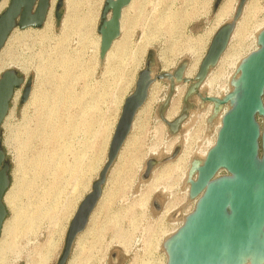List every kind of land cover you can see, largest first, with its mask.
Returning a JSON list of instances; mask_svg holds the SVG:
<instances>
[{
	"label": "rangeland",
	"instance_id": "obj_1",
	"mask_svg": "<svg viewBox=\"0 0 264 264\" xmlns=\"http://www.w3.org/2000/svg\"><path fill=\"white\" fill-rule=\"evenodd\" d=\"M64 1L61 22H55L57 0H52L46 27L13 31L0 53V64H6L0 78L3 72L16 71L32 80L29 102L22 104V89L17 90L1 128L11 185L0 259L9 264H58L69 226L107 162L124 102L139 73L147 65L160 75L202 61L219 30L222 3L133 0L125 10L117 48L101 61L98 27L105 0ZM239 1L231 0L225 24L231 22ZM70 13L78 23L66 33L64 21ZM263 28L264 0H248L222 63L209 72L211 85L201 89L202 96L210 89L212 96H223L235 64L255 49V36ZM64 59L70 61L67 69ZM153 84L149 105L137 113L108 173L89 232L79 243L76 239L67 264H132L125 249L134 234L165 238L177 227L173 216L194 208L186 194V176L191 163L213 146L218 118L212 104L194 96L187 119L177 134H171L161 117L170 84L167 80ZM184 84L176 85L163 111L170 122L182 113L190 86ZM150 159L161 160L145 177Z\"/></svg>",
	"mask_w": 264,
	"mask_h": 264
},
{
	"label": "water",
	"instance_id": "obj_2",
	"mask_svg": "<svg viewBox=\"0 0 264 264\" xmlns=\"http://www.w3.org/2000/svg\"><path fill=\"white\" fill-rule=\"evenodd\" d=\"M222 1L218 0L217 5ZM247 1L240 0L231 22L215 33L195 79L185 77V64L173 73L157 75L149 65L139 73L133 93L124 102L107 162L69 226L58 264L69 261L75 241L89 223L135 117L147 102L151 86L157 80H167L170 84L169 95L161 106V117L171 134H177L187 119L190 100L194 96L203 103L213 104L215 114L222 106H229L222 117L214 146L203 160L191 163L189 196L196 204L182 226L164 242L167 264H264V29L258 35V49L242 60L229 94L219 99L202 96L200 92L210 70L217 66L226 51ZM43 2L45 12L49 0ZM130 3L131 0H105L98 27L101 61L120 37L122 12ZM64 4V0H59V8ZM18 11L12 3L0 16V53L16 28ZM20 27L26 26L20 24ZM181 83H190V86L183 99L182 113L170 122L163 116V111L169 106L176 85ZM19 89H22L21 103L24 104L29 99L32 80L19 76L16 71L3 72L0 78V237L8 214L5 197L11 185L10 166L1 149V128ZM178 152L179 147L170 159ZM157 164L154 159L147 161L145 177ZM222 171L224 175H220Z\"/></svg>",
	"mask_w": 264,
	"mask_h": 264
},
{
	"label": "bare ground",
	"instance_id": "obj_3",
	"mask_svg": "<svg viewBox=\"0 0 264 264\" xmlns=\"http://www.w3.org/2000/svg\"><path fill=\"white\" fill-rule=\"evenodd\" d=\"M8 1L9 0H1V2H0V12L7 6V4H8ZM248 2V1H247ZM70 3L71 4H73L74 2H71L70 1ZM132 4H133V0H131V3L123 10V12H122V18H121V22H120V26H121V33L123 32V17H124V13H125V10H127L129 7H131L132 6ZM230 4H231V0H223L222 1V3L220 4V6H219V10H218V13H217V23H218V27L217 28H220L222 25H223V23H224V21H225V19L226 18H228L229 16H230ZM238 7V6H237ZM73 8H74V6L72 5L71 6V9L73 10ZM237 9V8H236ZM72 10H71V12H72ZM51 11V10H50ZM50 14V13H49ZM109 18H110V16H109ZM77 18L75 17V16H73L72 18H71V13L68 15V17L65 19V21H64V28H65V31H66V33H67V31H70V32H73V30L74 29H76L77 28ZM46 24H47V22H46ZM46 24H45V27H46ZM225 24V23H224ZM44 27V28H45ZM47 29H49V28H47ZM264 29V28H263ZM263 29H261L258 33H257V35L255 36V49L252 51V52H250L249 54H251V53H253V52H255L257 49H258V35L260 34V32L263 30ZM17 30V29H16ZM218 30V29H217ZM24 31H27V30H24ZM28 35V33H24L22 36H24V37H26ZM41 37L42 36H44L43 34H41L40 35ZM66 36V35H65ZM64 36V37H65ZM121 36V35H120ZM234 36V33H233V35H232V37ZM214 37V36H213ZM231 37V38H232ZM120 38V37H119ZM118 38V39H119ZM118 39L113 43V45H112V47H111V49L109 50V52L107 53V55H106V58L105 59H107V58H109V55H111V52H112V48L113 47H115V44L117 43V41H118ZM213 39V38H212ZM62 40V39H61ZM8 42H9V40H7ZM230 42H231V40H230ZM230 42H229V44H230ZM100 47H101V36H100V38H99V43H98V45H97V51H99V53L98 54H100ZM228 48H229V45H228ZM227 48V49H228ZM227 49H226V51H227ZM225 51V52H226ZM225 52H224V54L223 55H225ZM248 54V55H249ZM248 55H246L245 57H243V58H240L238 61H237V63L235 64V71H234V74H233V76H232V78H236V76L238 75V72H237V70H238V68H239V66H240V64H241V62H242V60L244 59V58H246ZM205 57V56H204ZM223 58H224V56H222L221 58H220V60H219V64H217V66H219L221 63H222V61H223ZM204 59V58H203ZM201 62L202 61H198V62H196V63H194L193 65H191L190 67H187L186 68V70H185V77L188 79V80H193V79H195V77H196V75H197V73H198V70H199V67H200V64H201ZM70 65V61H67L66 59H64L63 60V62H62V66L64 67V69H67L68 68V66ZM5 66H6V64L5 63H3V64H0V72L1 71H3V69L5 68ZM209 79H210V75H208V77H207V79L204 81V83L202 84V86H201V88H200V90L202 89L203 90V88L205 87V86H210L211 85V83H209ZM232 80L233 79H231L230 80V84H229V87H228V89L227 90H225L224 91V94H223V96L221 97V96H219V95H215V96H212V89H210V92L208 93V95L211 97H215V98H219V99H222L223 97H225L227 94H229L231 91H232V86H231V82H232ZM156 82V81H155ZM155 84H153L152 86H151V88L154 86ZM184 85H186V83L184 84ZM178 88H180V87H178ZM209 88V87H208ZM178 91V90H177ZM180 91V90H179ZM181 93V95L183 94V91H181L180 92ZM150 94H151V89H150ZM19 95H20V91L17 93V95H16V97L18 98L19 97ZM32 94L30 93V96H31ZM180 95V96H181ZM30 96H29V98H30ZM150 98L148 97V100H147V102L145 103V105L141 108V109H145L144 107H147L148 105H149V102H150ZM28 102H29V99L27 100ZM26 101V102H27ZM210 105H211V103H210ZM213 105V104H212ZM214 106V105H213ZM228 108H229V106L228 105H224V106H222L219 110H218V112H217V114H215L214 116L216 117L217 116V126H216V128H215V134H214V136H213V143L215 144V142H216V140H217V134H218V132H219V130H220V127H221V124H222V117H223V115H224V113L228 110ZM140 109V110H141ZM221 109H223V111L222 112H219ZM135 123V122H134ZM135 125V124H134ZM210 138V137H209ZM215 141V142H214ZM126 142H127V140H126ZM214 144H213V146H214ZM212 146V147H213ZM211 147V148H212ZM210 148V149H211ZM209 149V150H210ZM173 150V149H172ZM209 150H207V152L205 153V155L204 156H201L200 157V159L199 158H197V159H199L200 161L201 160H203L204 158H205V156L207 155V153H208V151ZM159 154V153H158ZM162 156V155H161ZM163 156H164V154H163ZM158 157V156H157ZM166 157V156H165ZM171 157V156H170ZM160 158V157H159ZM151 160V159H150ZM159 160H161V159H159ZM158 160V161H159ZM146 168V167H145ZM145 170V169H144ZM171 172V171H170ZM143 173H144V171H143ZM168 173V172H167ZM189 173V172H188ZM151 174V173H150ZM141 175V174H140ZM150 176V175H149ZM187 178H186V194H187V196H188V198L189 199H191L190 198V196H189V190H190V185H189V183H188V179H189V175L188 176H186ZM144 181V180H143ZM143 184V183H142ZM8 196L9 195H7L6 194V197H5V201L7 202V199H8ZM10 200V199H9ZM159 200V199H158ZM9 202V201H8ZM191 202L193 203V206H194V208H195V204H196V200H192L191 199ZM99 203L100 202H98V204H97V206H96V208L94 209V211H93V213H92V215H91V217L94 215V213L97 211V209H98V206H99ZM159 205V204H158ZM159 207V206H158ZM194 208H193V210H194ZM192 210V211H193ZM191 211V212H192ZM191 212H189V213H187V214H185V213H182V212H177V214H175L174 216H173V218H172V221H173V223L174 224H176L177 225V227L174 229L175 231L173 232V233H175L181 226H182V224H183V222H184V220H185V218H186V216H188ZM91 217H90V219H91ZM90 219H89V221H90ZM89 224V223H88ZM90 226V225H89ZM89 226L87 225V227L85 228V230L82 232V233H80L79 235H78V237H77V242L79 243L80 241H81V238L83 237V236H85V234H87V232H89ZM172 233V234H173ZM172 234H166V238L164 239V241H161V244L160 245H162V247H163V250H164V242L172 235ZM96 238V237H95ZM124 239H125V237H124ZM83 241V240H82ZM120 241V240H119ZM123 241V240H122ZM124 242V241H123ZM160 242V241H159ZM83 244V242L82 243H80L79 245L81 246V248L83 249L85 246H83L82 245ZM123 243H121V245H122ZM126 244V243H125ZM124 245V244H123ZM92 247V246H91ZM91 247H89V249L91 248ZM128 247V246H127ZM93 248V247H92ZM82 249H81V252H82ZM165 251V250H164ZM80 253V252H79ZM165 253V261L162 263V264H167V255H166V252H164ZM81 254V253H80ZM114 255V254H113ZM86 258V257H85ZM85 262V261H84ZM83 262V263H84ZM72 263V262H71ZM0 264H9L8 262H6V260H4V259H0Z\"/></svg>",
	"mask_w": 264,
	"mask_h": 264
},
{
	"label": "flooded vegetation",
	"instance_id": "obj_4",
	"mask_svg": "<svg viewBox=\"0 0 264 264\" xmlns=\"http://www.w3.org/2000/svg\"><path fill=\"white\" fill-rule=\"evenodd\" d=\"M1 2V1H0ZM14 3L19 11L15 17L16 29L21 31L29 29L40 30L45 27L48 20L49 13L52 6V0H49V5L45 12H43V0H9L8 5L5 10L0 14V16L9 8V6ZM63 18L62 7L59 8V0H57L54 7V19L58 23V18ZM20 24L26 26L21 29ZM36 24H41V27H36ZM14 30V31H15ZM13 33V32H12ZM10 37V36H9Z\"/></svg>",
	"mask_w": 264,
	"mask_h": 264
},
{
	"label": "built area",
	"instance_id": "obj_5",
	"mask_svg": "<svg viewBox=\"0 0 264 264\" xmlns=\"http://www.w3.org/2000/svg\"><path fill=\"white\" fill-rule=\"evenodd\" d=\"M165 238L153 234H134L125 249L128 257L134 260L132 264H162L165 261V251L160 244Z\"/></svg>",
	"mask_w": 264,
	"mask_h": 264
},
{
	"label": "crops",
	"instance_id": "obj_6",
	"mask_svg": "<svg viewBox=\"0 0 264 264\" xmlns=\"http://www.w3.org/2000/svg\"><path fill=\"white\" fill-rule=\"evenodd\" d=\"M223 24H224V23H223ZM121 34H122V33H121ZM120 37H121V36H120ZM115 48H117V46H115ZM115 48H114V49H115ZM113 51H114V50H113Z\"/></svg>",
	"mask_w": 264,
	"mask_h": 264
}]
</instances>
